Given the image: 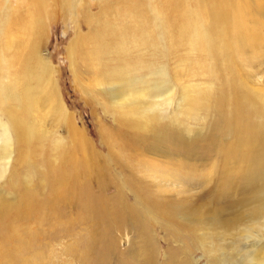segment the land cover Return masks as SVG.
<instances>
[{"label": "rangeland", "instance_id": "1", "mask_svg": "<svg viewBox=\"0 0 264 264\" xmlns=\"http://www.w3.org/2000/svg\"><path fill=\"white\" fill-rule=\"evenodd\" d=\"M91 17L93 21L89 26L87 19ZM218 21L223 22L220 27L221 30L225 28V38ZM100 30L108 36L106 40L97 35H93L96 39L92 38L91 35ZM123 33H127L129 39L120 43L119 35ZM136 33L142 34L145 41L142 42ZM89 36L84 44V38ZM97 39L105 46L100 59H95L99 52L94 47ZM236 43H239L237 48ZM144 44L147 46L139 48ZM120 45H133L136 54L144 53L147 58L143 59L150 64L149 69L145 67L142 71L130 62L132 60L118 56ZM0 56L3 59L0 61V94L4 95L0 101H11L5 98L13 97L11 110L20 112V106L13 104L14 101H23L20 100L23 97L24 101H42V108L30 111V122L46 132V138L32 147L38 153L36 162L44 169H33L36 173H30L29 178L34 184L44 178L48 185L61 175L74 178L75 171L79 175L77 182L68 183L69 189L78 191L69 197L72 198L70 207L56 202L60 203L56 204L58 222L54 216L46 218L44 214V218L40 215L42 221L38 223L35 215L25 226V249L10 248L0 264H10L11 260H14L12 264H169L173 254L171 247L175 249L176 246L174 240L168 242L169 234L150 217L141 222L126 220L119 213L123 203L136 206L131 193L126 194L123 203L115 198V185L105 187L101 194L102 189L93 179H98L102 171L95 173L89 183L84 169L71 162L75 158L82 160V152L91 151L102 160L108 154L112 133L118 129L115 116L97 96L102 94L103 87L96 83L108 77L105 72L111 69L105 68L110 67V60L118 59L123 61L122 65L131 64V67L123 65L119 68L131 69L125 75L136 76L138 87L141 79L150 76L154 69L159 71L156 80L174 90L176 103L201 101L207 94L227 99L228 108H232L237 96L235 88L240 101L245 98L244 90L248 85L256 83L264 89V0H0ZM98 60H101L100 72ZM176 77L180 80L178 84ZM49 80L50 84H47ZM228 81H232L233 86H229ZM141 87V90L148 89L146 84ZM6 105L1 102L0 109ZM179 109L186 110L187 106ZM63 113L71 118L82 140H73L72 123L64 121ZM0 118L7 121L1 112ZM189 124L194 132H199L197 135H205L210 129L207 120ZM230 138L224 135L223 140ZM14 151L17 152V147ZM145 156L161 162L151 155ZM15 157L14 153L8 161L5 179L0 182L12 202H17L20 197L18 182L10 184L6 180L8 174L19 173L18 165L12 162ZM215 162L220 169L217 172L206 167V179L218 176L223 180L227 174L233 176L222 174L230 168H223L222 160ZM137 164L134 166L141 169L139 176H143L148 184L166 187L159 183L166 174ZM110 175H118L123 180L129 178L128 173L120 170L112 171ZM16 179L24 180L22 177ZM195 180L200 186L205 179ZM83 189L86 194L81 192ZM206 192L207 188L204 194ZM35 197L38 202L43 199L42 196ZM84 198L91 204L88 211L81 204ZM113 205L111 212L105 210Z\"/></svg>", "mask_w": 264, "mask_h": 264}, {"label": "bare ground", "instance_id": "2", "mask_svg": "<svg viewBox=\"0 0 264 264\" xmlns=\"http://www.w3.org/2000/svg\"><path fill=\"white\" fill-rule=\"evenodd\" d=\"M87 20L89 26L92 25V17ZM220 23L223 22L218 21V27L225 38V28L221 30ZM103 33L100 30L91 36L94 39L97 35L106 40L108 36ZM136 35L142 42L145 41L142 34ZM91 36L84 38V44H87ZM128 36L127 33L120 34V43L128 41ZM101 42L98 39L94 41V47L99 51L95 59H100V53L105 52V46ZM238 44H235L236 48L239 47ZM143 46L147 45L139 48ZM133 49V45H120L121 52L118 56L132 60L130 62L136 67H141L142 71L145 67L149 69L150 64L144 61L147 58L145 54H136L137 49ZM2 60L0 56V61ZM122 62L118 59L110 60V67L105 68L111 69L105 72L108 77H103L96 83L97 86L103 87L102 94L97 95L98 98L113 113L118 123V129L112 133L109 144L114 148L108 147V154L103 156L102 160L97 153L91 151L82 152V160L75 158L71 162L84 169L88 182L92 181L95 173L102 171L98 179H93L97 180V185L102 189L101 194L104 193L105 187L115 185V198L123 203L126 194L131 193L136 199V206L123 203L119 213L124 215L126 220L141 222L150 217L153 223L169 234L168 242L172 239L176 244L175 249L170 246L173 254L169 264H201L200 261H205V264H264V89L256 83L248 85L245 82L248 85L244 90L245 98L238 100V89L235 88L237 96L232 108H228L227 99L221 96L215 98L214 95L210 97L207 94L203 95L201 101L194 99L176 103L174 90L162 86L156 80L159 71L153 69L150 76L141 79L138 87L139 83L134 78L136 76L125 75L131 69L119 68L123 65L131 67V64L122 65ZM45 71L49 74L48 70ZM143 82L148 85V89L141 90V85H145ZM175 82H180L178 77ZM228 82L229 86H233L232 81ZM47 84H50V80ZM0 98L4 99V95L0 94ZM23 98L17 97L16 99L23 101L13 103H18L21 112L18 109L11 110L13 97L5 98L12 99L11 101H0L7 104L5 108L0 109L7 120L4 122L0 118V182L5 179L7 165L10 164L8 161L15 153L16 157L12 162L18 165L19 173L8 174L6 180L10 184L18 182L20 188L18 201L12 202L0 187V260L10 248L25 249V226L35 215L38 223L42 221L40 215L43 217L44 214L46 218L54 216V220L58 222L57 206L63 202L66 207H70L72 198L69 197L78 192L68 188L70 181L77 182L79 179L76 171L74 178L67 177L66 174L61 175L48 185L44 178H39L36 184L29 178L33 169L40 168V164L36 162L38 153L34 152L32 147L46 138V132L37 127L36 123L30 122V111L37 108L39 110L42 101H24ZM184 106H187V109L181 111L179 108L184 109ZM175 108L177 109L174 110ZM180 111L182 114H179ZM59 112L62 113L60 110ZM62 115L65 117L64 121L72 123L68 115ZM206 120L210 123L207 134L204 135L200 131L201 134L197 135L199 132L190 128L191 121ZM70 130L73 140H82L80 131L73 123ZM224 135L231 138L223 140ZM14 147H17V152ZM222 151L226 152L221 154ZM145 155H151L161 162L150 160ZM202 159L209 162L205 163ZM219 160H222L223 168L230 167L222 174L230 173L233 176L223 175V180L218 176L216 179H206V167L210 171L218 172L219 165L215 161ZM135 163H138L139 167L166 174V178L159 181L166 187L151 185L152 182L148 184L143 176H139L141 169L136 168ZM117 170L128 173L129 178L123 180L118 175H115L117 178L110 175V172ZM18 177L24 180L16 179ZM202 177L205 180L200 183L203 184L197 186L199 182L195 179ZM169 188H172V191L175 189L174 192H166ZM206 188L207 192L204 194ZM85 190L81 192L86 194ZM35 195L42 196V201L38 202ZM83 201L81 204H84L88 211L91 204H87L86 198ZM112 209L114 205L112 208H105L110 212ZM199 255L200 258H196ZM11 261L14 263V260Z\"/></svg>", "mask_w": 264, "mask_h": 264}]
</instances>
